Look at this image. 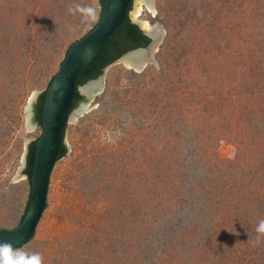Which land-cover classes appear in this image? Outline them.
<instances>
[{
    "label": "rangeland",
    "instance_id": "obj_1",
    "mask_svg": "<svg viewBox=\"0 0 264 264\" xmlns=\"http://www.w3.org/2000/svg\"><path fill=\"white\" fill-rule=\"evenodd\" d=\"M99 1L0 0V226L28 198L34 102ZM149 1L156 15L140 18L159 36L140 69L120 57L89 95L80 85L47 207L21 247L43 264H264V0ZM136 3L130 20L147 33ZM76 4L95 18L70 13Z\"/></svg>",
    "mask_w": 264,
    "mask_h": 264
},
{
    "label": "water",
    "instance_id": "obj_2",
    "mask_svg": "<svg viewBox=\"0 0 264 264\" xmlns=\"http://www.w3.org/2000/svg\"><path fill=\"white\" fill-rule=\"evenodd\" d=\"M134 1L104 0L95 25L69 46L58 71L46 89L42 133L37 139L27 211L19 224L0 234V241L10 242L13 247H21L34 236L47 205L51 174L60 159L59 150L62 143H65L67 126L82 109L81 106L72 109L75 92L80 91L77 78L102 52L110 37L120 29L124 19H130ZM147 34L150 35L148 32ZM151 36L154 39V36ZM149 50L148 47H139L125 55L129 57L132 53L141 51L148 56ZM140 64L137 69L141 68ZM99 82L91 79L82 85V89L89 95Z\"/></svg>",
    "mask_w": 264,
    "mask_h": 264
},
{
    "label": "trees",
    "instance_id": "obj_3",
    "mask_svg": "<svg viewBox=\"0 0 264 264\" xmlns=\"http://www.w3.org/2000/svg\"><path fill=\"white\" fill-rule=\"evenodd\" d=\"M103 2L104 0L99 1L101 7L103 5ZM150 41H151L150 37H148L143 32V30L139 27L137 23L132 22L128 17L125 18L120 26V29L110 37L107 44L103 48L102 52L97 56L95 60L92 61V63H90L86 68H84V70L79 74L77 78V85L80 86L82 84H85L87 81L91 79L97 78L103 73V70L107 65L111 64L121 55L125 54L126 52L132 49L138 47H145L149 44ZM143 73L144 71H142L141 74L142 76ZM45 94H46V89L38 95L33 105V112H34L33 119L40 126H42V122H43V106H44ZM83 98L84 96L82 95V93L79 90H77L75 92L72 101V109L77 107L78 104L83 100ZM36 145H37V139L31 141L28 146L24 173L27 175V180L30 185V189L24 207V211L23 213H21L18 222L15 225L19 224L23 220L28 208L30 194H31V178L35 163ZM66 151H67V147L65 143H62L59 150V155H58L59 158L65 155ZM6 229L8 228L0 226V234L3 233Z\"/></svg>",
    "mask_w": 264,
    "mask_h": 264
},
{
    "label": "clouds",
    "instance_id": "obj_4",
    "mask_svg": "<svg viewBox=\"0 0 264 264\" xmlns=\"http://www.w3.org/2000/svg\"><path fill=\"white\" fill-rule=\"evenodd\" d=\"M69 12L73 14L80 13L85 21L95 18V9L91 6L76 4L69 8ZM255 232V242L258 244L264 238V219L258 221ZM0 264H43V257L39 252H29L22 247H13L10 242L0 241Z\"/></svg>",
    "mask_w": 264,
    "mask_h": 264
},
{
    "label": "bare ground",
    "instance_id": "obj_5",
    "mask_svg": "<svg viewBox=\"0 0 264 264\" xmlns=\"http://www.w3.org/2000/svg\"><path fill=\"white\" fill-rule=\"evenodd\" d=\"M137 3L135 5V8L133 10V18L135 20H138L141 24V26L146 29V32L150 35L154 36V40H156L157 36H159L160 32L155 28L151 22L146 19V18H140L142 15V12L144 9L148 10L149 12L153 13L154 15L156 13V9L154 8L153 4L149 0H136ZM156 15V14H155ZM149 55V54H148ZM148 56L146 55L145 52H137V53H132L129 57L127 55H124L122 57L123 61L126 63V65H129L134 68H139V64L142 66Z\"/></svg>",
    "mask_w": 264,
    "mask_h": 264
},
{
    "label": "flooded vegetation",
    "instance_id": "obj_6",
    "mask_svg": "<svg viewBox=\"0 0 264 264\" xmlns=\"http://www.w3.org/2000/svg\"><path fill=\"white\" fill-rule=\"evenodd\" d=\"M143 32H144V31H143ZM145 34H146L148 37H150L147 33H145ZM151 37H152V36H151ZM151 37H150V38H151Z\"/></svg>",
    "mask_w": 264,
    "mask_h": 264
}]
</instances>
